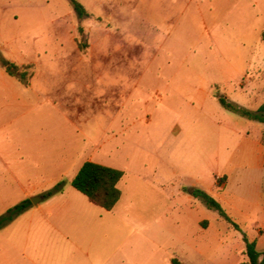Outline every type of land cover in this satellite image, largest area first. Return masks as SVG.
Instances as JSON below:
<instances>
[{"label":"rangeland","instance_id":"374dc122","mask_svg":"<svg viewBox=\"0 0 264 264\" xmlns=\"http://www.w3.org/2000/svg\"><path fill=\"white\" fill-rule=\"evenodd\" d=\"M76 1L88 17L80 20L70 0H6L19 13L0 28V54L49 50L36 59L34 77L38 68L36 85L54 106L27 109V131L53 133L55 148L73 143L83 161L123 171L119 211L150 231L134 238L126 254L132 264H171L173 257L235 264L240 255L228 256L227 247L200 256L174 245L180 232L164 214L170 205L174 214L189 208L178 204L187 187L175 183L173 169L205 166L211 145L222 168L239 132L252 130L219 98L251 111L264 104V0ZM179 127L195 129L193 136L175 138ZM19 128L18 120L10 131ZM73 175L61 182L71 186ZM189 228L187 221L181 229L187 242ZM257 249L264 251V236ZM246 261L243 253L239 264Z\"/></svg>","mask_w":264,"mask_h":264},{"label":"crops","instance_id":"0c3cea01","mask_svg":"<svg viewBox=\"0 0 264 264\" xmlns=\"http://www.w3.org/2000/svg\"><path fill=\"white\" fill-rule=\"evenodd\" d=\"M5 3L6 0H0V28L18 18L19 12L12 13ZM46 50L13 47L7 49L6 56L18 65L35 64L42 52L48 54ZM39 76L37 68L27 89L0 68V217L16 205L38 198L36 204L31 202L29 209L0 229V264H132L126 254L135 248L134 238L140 232L148 235L150 231L148 228L139 231L129 218L123 217L120 211L126 203L121 200L122 195L111 211L94 205L72 186L45 197L66 174L74 172L71 182L82 165L93 159L83 161L73 143L55 148L53 133L27 131L23 120L27 109H41L45 104L54 106L53 99L42 96L44 87L36 85ZM18 120L19 132L13 133L10 126ZM250 122L252 130L243 135L239 132L236 150L222 168L218 164L217 148L214 146L213 150L211 145L205 166L189 163L173 169L175 183L189 189L186 196L177 200L189 208L174 214L170 205L164 214L180 232L174 245H186L200 256L227 247L228 256L240 255L235 261L239 264L245 251L243 234L257 243L264 236V124ZM192 130L195 129L179 127L175 138L185 133L192 137ZM193 189L216 199L240 231L219 212L194 198ZM187 221L191 236L188 242L184 233L181 234Z\"/></svg>","mask_w":264,"mask_h":264},{"label":"trees","instance_id":"16d2710c","mask_svg":"<svg viewBox=\"0 0 264 264\" xmlns=\"http://www.w3.org/2000/svg\"><path fill=\"white\" fill-rule=\"evenodd\" d=\"M78 18L81 20L88 17L89 14L86 9L76 0H70ZM82 31V28L79 29ZM84 48V45H80ZM0 68L4 70L9 76L18 80L24 87H29L34 77L35 65H18L13 61L3 57L0 54ZM221 106L227 111L239 115L250 121L264 124V104L260 106L257 111H251L244 107L238 106L234 103L228 102L224 98H219ZM264 143V138H263ZM124 176L123 171L94 163L91 161L85 162L75 177L70 182V185L78 192L86 196L91 203L99 206L106 211H111L117 205L121 198V191L118 184ZM65 188V182L58 183L53 190L45 194V197H50L55 194L62 193ZM185 192L189 189L185 188ZM192 196L199 199L210 210L219 212L227 222L231 223L236 230L240 231L239 227L232 222L227 216L221 205L216 199L200 189H193ZM31 201L26 200L13 208L9 209L5 215L0 217V229L11 223L15 218L24 213L31 207ZM243 241L245 244V256L247 261L244 264H264V251L259 252L257 249V242L250 240L246 234H243ZM171 264H182L178 259H171Z\"/></svg>","mask_w":264,"mask_h":264},{"label":"water","instance_id":"95a60500","mask_svg":"<svg viewBox=\"0 0 264 264\" xmlns=\"http://www.w3.org/2000/svg\"><path fill=\"white\" fill-rule=\"evenodd\" d=\"M36 199H38V198H34V199H32L31 202H32L33 204H36ZM39 199H41V198H39Z\"/></svg>","mask_w":264,"mask_h":264},{"label":"built area","instance_id":"2783aa9c","mask_svg":"<svg viewBox=\"0 0 264 264\" xmlns=\"http://www.w3.org/2000/svg\"><path fill=\"white\" fill-rule=\"evenodd\" d=\"M218 181H221V178H218Z\"/></svg>","mask_w":264,"mask_h":264}]
</instances>
